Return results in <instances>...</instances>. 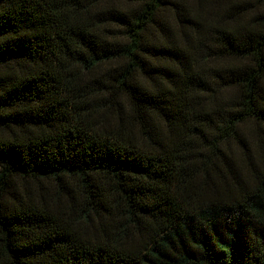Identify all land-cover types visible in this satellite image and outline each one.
Listing matches in <instances>:
<instances>
[{
    "label": "trees",
    "instance_id": "1",
    "mask_svg": "<svg viewBox=\"0 0 264 264\" xmlns=\"http://www.w3.org/2000/svg\"><path fill=\"white\" fill-rule=\"evenodd\" d=\"M0 264H264V0H0Z\"/></svg>",
    "mask_w": 264,
    "mask_h": 264
}]
</instances>
